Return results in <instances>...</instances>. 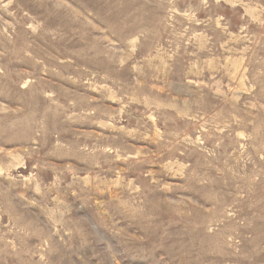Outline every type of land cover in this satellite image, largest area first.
Segmentation results:
<instances>
[{
    "label": "rangeland",
    "instance_id": "1",
    "mask_svg": "<svg viewBox=\"0 0 264 264\" xmlns=\"http://www.w3.org/2000/svg\"><path fill=\"white\" fill-rule=\"evenodd\" d=\"M0 264H264V0H0Z\"/></svg>",
    "mask_w": 264,
    "mask_h": 264
}]
</instances>
